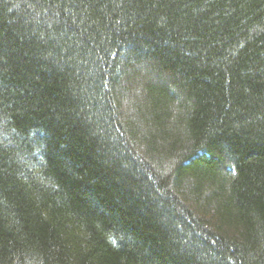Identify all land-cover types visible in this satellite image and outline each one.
I'll return each mask as SVG.
<instances>
[{"label":"trees","instance_id":"1","mask_svg":"<svg viewBox=\"0 0 264 264\" xmlns=\"http://www.w3.org/2000/svg\"><path fill=\"white\" fill-rule=\"evenodd\" d=\"M0 264H264V0H0Z\"/></svg>","mask_w":264,"mask_h":264}]
</instances>
